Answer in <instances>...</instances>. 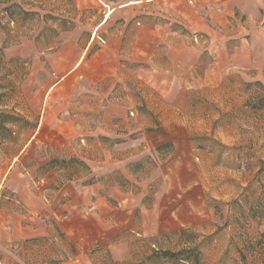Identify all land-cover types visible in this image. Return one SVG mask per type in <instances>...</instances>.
Wrapping results in <instances>:
<instances>
[{
  "label": "rangeland",
  "instance_id": "obj_1",
  "mask_svg": "<svg viewBox=\"0 0 264 264\" xmlns=\"http://www.w3.org/2000/svg\"><path fill=\"white\" fill-rule=\"evenodd\" d=\"M128 1L0 3V111L10 116L5 122L9 131H0V164L14 161L35 127V117L19 89L31 58L9 57L7 50L24 54L49 48L76 22L93 26L108 11L106 23L114 12L111 8ZM14 3L35 14L25 15L19 9L7 12L5 8ZM249 12L255 25L248 26V14L235 9V31L240 29L227 41L232 70L220 68L212 42L198 36L187 43L199 42L202 55L180 82L185 88L173 95L169 80L138 66L135 99L139 113L148 118L147 125L143 136L137 137L141 144L131 152H120L131 160L126 172L102 178V184L106 191L118 184L141 196V206L124 209L107 200L111 209H105L101 218L106 227L85 214V237L75 233L72 242L49 219V236L13 245L17 259L11 264H195L150 259L153 250L178 251L186 241L198 246L199 264L264 262V237H260L264 222L259 224L249 212L253 206L264 208V9ZM173 27L185 31L182 25ZM242 28L255 30L247 35ZM57 160L41 170L35 181L51 170L61 182L84 173L85 181L91 180L89 169L72 158L62 155ZM158 194L160 231L143 235L141 213L157 203ZM257 241L263 245H256Z\"/></svg>",
  "mask_w": 264,
  "mask_h": 264
},
{
  "label": "crops",
  "instance_id": "obj_2",
  "mask_svg": "<svg viewBox=\"0 0 264 264\" xmlns=\"http://www.w3.org/2000/svg\"><path fill=\"white\" fill-rule=\"evenodd\" d=\"M132 1L141 3L128 5ZM111 9L106 23L108 11L93 26L76 22L49 48L6 52L31 58L19 89L35 127L14 161L0 164V264L17 259L13 245L49 236V219L72 242L75 233L85 237V214L106 227L101 218L111 209L109 199L119 208L141 206V196L118 184L106 191L102 184V178L126 172L131 160L120 152L141 144L137 137L147 125L135 99L138 66L169 80L173 95L185 88L180 82L202 55L199 42L187 43L198 36L212 42L220 68L232 70L227 41L240 29L235 31V9L249 16V10L264 9V0H130ZM250 17L248 26L255 25ZM242 29L247 35L255 30ZM62 155L86 165L91 180L87 183L84 173L61 182L51 170L36 182L39 172ZM159 197L141 213L143 235L160 231Z\"/></svg>",
  "mask_w": 264,
  "mask_h": 264
},
{
  "label": "trees",
  "instance_id": "obj_3",
  "mask_svg": "<svg viewBox=\"0 0 264 264\" xmlns=\"http://www.w3.org/2000/svg\"><path fill=\"white\" fill-rule=\"evenodd\" d=\"M11 1H13V0H0V3L4 4L7 2H11ZM5 9L7 12L19 9V11L24 13L25 15H34L35 14V12L24 10L21 5L15 4V3L10 5L9 7L5 8ZM9 45L10 44H7V46H9ZM7 46H4V47H7ZM8 118H10V116H8V114H6L3 111H0V131H4V130L9 131L8 128H6V126H5V122L8 120ZM85 168L88 169V167L86 165H85ZM249 212L251 213V218L259 220V224H261V222H264V208H261L260 206H253L249 209ZM186 233H187V231L184 230L183 234H186ZM260 237H264V233H262L260 235ZM255 244L256 245H263V244H261L260 241H257ZM182 245L183 246L178 251L153 250V253L150 256V259H154V258L160 259V260H162V259H166V260L178 259L180 261H186V262L194 261L195 264H199L198 246L193 245V244H189L188 241L184 242ZM255 248H256V246H255ZM117 263L115 262V264H117ZM125 264H131V262H127ZM254 264H258V263L255 262ZM259 264H264V262L259 263Z\"/></svg>",
  "mask_w": 264,
  "mask_h": 264
}]
</instances>
